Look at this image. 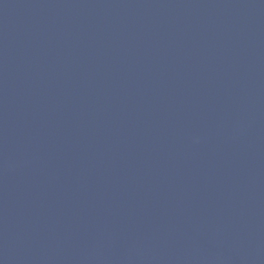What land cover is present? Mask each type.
<instances>
[{"label":"water","instance_id":"water-1","mask_svg":"<svg viewBox=\"0 0 264 264\" xmlns=\"http://www.w3.org/2000/svg\"><path fill=\"white\" fill-rule=\"evenodd\" d=\"M0 264H264V0H0Z\"/></svg>","mask_w":264,"mask_h":264}]
</instances>
